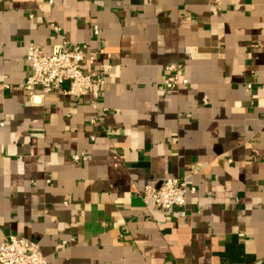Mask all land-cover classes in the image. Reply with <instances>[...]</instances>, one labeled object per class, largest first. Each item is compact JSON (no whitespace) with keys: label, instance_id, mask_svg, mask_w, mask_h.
Instances as JSON below:
<instances>
[{"label":"crops","instance_id":"0c3cea01","mask_svg":"<svg viewBox=\"0 0 264 264\" xmlns=\"http://www.w3.org/2000/svg\"><path fill=\"white\" fill-rule=\"evenodd\" d=\"M63 36L103 49L99 109L23 88L28 43L49 55ZM176 63L187 83L164 89ZM176 177L196 188L184 217L143 202ZM10 234L47 264H264V0H0Z\"/></svg>","mask_w":264,"mask_h":264},{"label":"built area","instance_id":"2783aa9c","mask_svg":"<svg viewBox=\"0 0 264 264\" xmlns=\"http://www.w3.org/2000/svg\"><path fill=\"white\" fill-rule=\"evenodd\" d=\"M49 3H52V0H49ZM51 27L58 31L54 24H51ZM91 28L92 34L97 36V25ZM101 54L102 48L88 51L83 43H74L64 36L53 45L49 55H43L35 43H28L25 56L28 74L23 88L30 95L38 85L43 95L61 94L76 100L89 97L90 105L99 109L100 90L105 83L107 71L92 66ZM163 73L160 85L164 89L172 90L187 83L180 63L165 66ZM98 120L94 117L90 122L94 124ZM91 138L93 139V136ZM71 158L73 161H84L87 157L84 153H74ZM195 191L196 188L188 185L184 178H166L158 186L145 185L141 198L153 209L171 217L181 218L185 216L188 194ZM0 264H47V261L37 241L10 234L0 242Z\"/></svg>","mask_w":264,"mask_h":264}]
</instances>
